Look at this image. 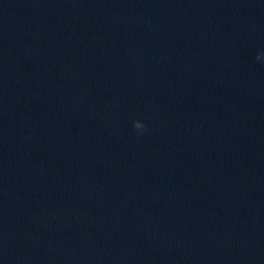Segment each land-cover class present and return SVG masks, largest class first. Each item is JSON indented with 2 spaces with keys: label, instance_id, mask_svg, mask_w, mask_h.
I'll return each instance as SVG.
<instances>
[{
  "label": "water",
  "instance_id": "obj_1",
  "mask_svg": "<svg viewBox=\"0 0 264 264\" xmlns=\"http://www.w3.org/2000/svg\"><path fill=\"white\" fill-rule=\"evenodd\" d=\"M0 264H264V0H0Z\"/></svg>",
  "mask_w": 264,
  "mask_h": 264
},
{
  "label": "clouds",
  "instance_id": "obj_2",
  "mask_svg": "<svg viewBox=\"0 0 264 264\" xmlns=\"http://www.w3.org/2000/svg\"><path fill=\"white\" fill-rule=\"evenodd\" d=\"M255 59L259 61V60L262 59V56L261 55H257L255 57ZM132 126L139 133H143L146 130L145 126L142 123H140L139 121H134Z\"/></svg>",
  "mask_w": 264,
  "mask_h": 264
}]
</instances>
